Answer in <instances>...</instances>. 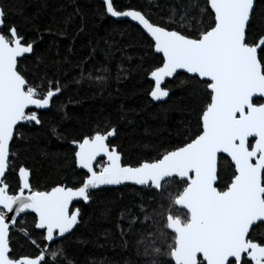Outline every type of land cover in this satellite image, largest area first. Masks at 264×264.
<instances>
[{
	"label": "snow or ice",
	"instance_id": "6c2138e0",
	"mask_svg": "<svg viewBox=\"0 0 264 264\" xmlns=\"http://www.w3.org/2000/svg\"><path fill=\"white\" fill-rule=\"evenodd\" d=\"M102 4L104 15L130 18L149 38L155 60L147 73L151 100L169 97L173 86L188 90L198 107L196 132L179 146L133 165L123 161L109 139L117 135L115 126L95 130L70 141L76 167L85 170L77 182L34 190L30 169L22 164L16 168L13 142L26 124H42L40 111L53 107L63 88L58 79L29 82L20 65L34 54L36 41L14 24L6 25L0 7V264H50L48 247L79 224L81 210L73 202L87 203L92 190L125 183L157 192L172 183L178 186L161 213L160 245L152 241L145 247L151 264L161 256L164 264H264V34L253 36L264 0H204L203 6L196 0L191 6L197 16L189 20L182 15L177 28L170 26L177 23L171 17L159 24L140 10L119 9L115 0ZM185 110L194 109L188 105ZM52 134L58 135L55 128ZM222 161L229 163L227 179ZM9 171H18L14 194L6 182ZM29 211L34 228L42 230L41 239L49 244L34 257L16 256L11 234L21 214ZM136 222L132 217L129 230ZM18 231L30 235L25 228ZM31 243L40 247L35 239ZM51 257L52 264H65L62 248Z\"/></svg>",
	"mask_w": 264,
	"mask_h": 264
},
{
	"label": "trees",
	"instance_id": "16d2710c",
	"mask_svg": "<svg viewBox=\"0 0 264 264\" xmlns=\"http://www.w3.org/2000/svg\"><path fill=\"white\" fill-rule=\"evenodd\" d=\"M203 2L199 0L201 6ZM195 3L115 0L119 9L140 10L154 23L165 24L171 17L177 22L170 25L173 28L178 27L182 15L189 20L197 16V9L191 6ZM0 7L6 12V25L14 24L27 39L36 41L34 54L20 65L29 82L38 84L41 77L58 79L63 88L54 98L53 107L40 111L42 124L20 128L22 135L13 142L16 168L22 164L30 169L34 190L77 182L83 171L75 166L70 141L95 130L115 126L117 135L111 143L121 151L123 161L133 165L179 146L196 132L198 107L193 105L188 90L173 86L165 102H153L147 95L151 84L147 73L155 66L149 38L137 26L104 15L99 1L0 0ZM69 17L72 19L66 25ZM49 28L51 32L46 31ZM262 34L264 10L258 7L253 36L258 39ZM97 76L106 79L98 81ZM188 105L194 109L190 113L185 110ZM53 128L58 135L52 134ZM221 163L227 179L231 174L229 163ZM17 172L6 174L10 194L18 191ZM177 187L172 183L164 192H157L126 185L92 192L87 205H73L81 210L76 228L66 239L49 246L46 254L50 264L51 252L61 248L66 254L65 264H151L153 257L145 256V247L152 241L160 245L164 223L161 213L168 208L169 193ZM173 211L182 215L178 209ZM132 217L137 222L129 230ZM33 218L30 214L19 218L11 234L16 256L34 257L45 248ZM19 228L27 229L29 237ZM156 259L164 264V257Z\"/></svg>",
	"mask_w": 264,
	"mask_h": 264
},
{
	"label": "water",
	"instance_id": "95a60500",
	"mask_svg": "<svg viewBox=\"0 0 264 264\" xmlns=\"http://www.w3.org/2000/svg\"><path fill=\"white\" fill-rule=\"evenodd\" d=\"M97 1H99L100 3H102V0H97ZM109 17V16H108ZM109 18H111L112 20H114V21H117V22H120V21H126V22H129V23H131V24H133V25H135V26H137L142 32H143V30L141 29V27L136 23V22H134V21H131L130 20V18H126V17H121V18H113V17H109ZM144 33V32H143ZM145 34V33H144ZM146 35V34H145ZM148 79H149V81H150V78H149V76H148ZM151 82V81H150ZM152 83V82H151ZM150 97V96H149ZM151 99V98H150ZM168 99V97H166L164 100H162V101H153V102H155V103H161V102H165L166 100ZM41 111H44V110H41ZM27 125V124H26ZM115 137H110L109 139H110V141L111 140H113ZM74 148H75V146L74 145H72ZM102 159H106V158H98V160H102ZM76 166V165H75ZM77 168V167H76ZM78 169V168H77ZM78 170H81V169H78ZM81 171H85V170H81ZM17 177H18V172H17ZM126 185H131V186H135V187H137V188H145V187H143V186H139V185H134V184H131V183H125V184H121V185H105V186H101L100 187V189H105V188H118V187H121V186H126ZM100 189H96V190H92V192H94V191H98V190H100ZM27 194V193H26ZM76 203H83V204H85V205H87L88 204V202L87 203H85V202H83V201H74L73 202V205L74 204H76ZM28 214H30V215H33L34 216V213H31L30 211L29 212H26L25 214H21V217H23V216H26V215H28ZM20 217V218H21ZM80 222V221H79ZM76 228V227H75ZM74 228V229H75ZM73 229V230H74ZM37 232H40V233H42V230H39V229H35ZM72 230V231H73ZM69 234H66V236H68ZM59 240H61V239H57L56 241H59ZM45 242V244L47 245V244H49V242H47V241H44ZM55 242V241H54ZM54 242H52V243H54ZM51 243V244H52ZM49 248V247H48ZM44 250H45V248H44ZM43 250V251H44ZM48 250V249H47Z\"/></svg>",
	"mask_w": 264,
	"mask_h": 264
}]
</instances>
